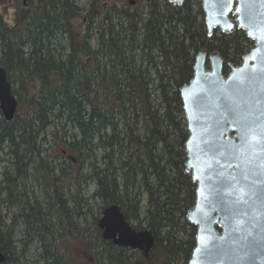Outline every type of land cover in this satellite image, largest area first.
<instances>
[{
    "label": "trees",
    "instance_id": "16d2710c",
    "mask_svg": "<svg viewBox=\"0 0 264 264\" xmlns=\"http://www.w3.org/2000/svg\"><path fill=\"white\" fill-rule=\"evenodd\" d=\"M130 1L0 0V66L21 102L12 121L0 109L3 264H72L68 236L90 264L191 258L197 185L180 88L200 50L218 51L226 72L253 42L242 29L210 36L200 0ZM63 149L81 175L63 176L73 171ZM112 204L154 233L149 257L103 238L98 222Z\"/></svg>",
    "mask_w": 264,
    "mask_h": 264
},
{
    "label": "water",
    "instance_id": "95a60500",
    "mask_svg": "<svg viewBox=\"0 0 264 264\" xmlns=\"http://www.w3.org/2000/svg\"><path fill=\"white\" fill-rule=\"evenodd\" d=\"M200 1L209 35L242 29L254 46L239 65L229 64L228 73L218 51L200 50L193 77L180 88L189 132L186 171L197 185L186 215L197 230L187 264H264V0ZM18 104L0 66L6 121L15 118ZM98 225L119 247L145 257L155 247L154 233L135 228L118 204L104 210ZM5 260L0 250V264Z\"/></svg>",
    "mask_w": 264,
    "mask_h": 264
},
{
    "label": "flooded vegetation",
    "instance_id": "af4514ba",
    "mask_svg": "<svg viewBox=\"0 0 264 264\" xmlns=\"http://www.w3.org/2000/svg\"><path fill=\"white\" fill-rule=\"evenodd\" d=\"M207 28V27H206ZM237 29V28H236ZM235 29V30H236ZM219 29H216L215 31H218ZM234 30V31H235ZM215 31H214V33H215ZM220 31V30H219ZM222 32V31H221ZM209 33V32H208ZM213 33V34H214ZM224 33V32H223ZM212 34V35H213ZM211 36V35H210ZM211 53V52H210ZM241 63V62H240ZM239 63V64H240ZM239 64H237V65H239ZM226 65V64H225ZM226 67V66H225ZM230 66H228V70L226 71V73L230 70V68H229ZM225 71V70H224ZM17 97V96H16ZM17 99H18V102H19V104H18V108H19V106H20V104H21V102H20V100H19V98L17 97ZM61 159L62 160H65L66 162H68L69 164H70V167H72V172H69L68 174H64L63 176H65V178L68 176V177H71V178H75V177H77L78 175H81V172H80V169L82 168V166H81V164H80V162H79V160L76 158V157H74L73 155H71L70 153H69V151L67 150V149H63V151L61 152ZM57 158V157H56ZM59 163H60V161H58ZM3 163H6V164H11V158L9 157V156H6L5 158H4V161H3ZM9 164V165H10ZM8 165V166H9ZM0 167H2V163L0 162ZM0 174H2V173H0ZM37 176H39V174H37ZM2 180V178L0 179V181ZM28 184H32L33 183V181H28L27 182ZM21 184H23V182H21ZM73 190V191H72ZM71 191L72 192H75L76 193V191H77V189H72ZM85 190H86V188H80V194H85ZM29 206V205H28ZM27 206V207H28ZM109 207V206H108ZM107 208V207H106ZM105 208V209H106ZM104 209V210H105ZM104 212V211H103ZM103 214V213H102ZM102 216V215H101ZM101 218V217H100ZM130 222H131V224L136 228V223L135 222H133V221H131V220H129ZM102 231V230H101ZM103 236V235H102ZM68 238H70V236H68ZM109 241V240H108ZM112 242V241H111ZM113 243V242H112ZM129 249V248H128Z\"/></svg>",
    "mask_w": 264,
    "mask_h": 264
},
{
    "label": "rangeland",
    "instance_id": "374dc122",
    "mask_svg": "<svg viewBox=\"0 0 264 264\" xmlns=\"http://www.w3.org/2000/svg\"><path fill=\"white\" fill-rule=\"evenodd\" d=\"M253 46H254V43L250 46V49ZM61 147H62L61 145L54 143L53 148L55 151L53 153L60 152L59 150ZM83 245L84 244L79 239L67 238L66 248H67L68 254L70 255L69 257L72 261V264H90L89 260L87 259L88 254L86 253V250H84Z\"/></svg>",
    "mask_w": 264,
    "mask_h": 264
}]
</instances>
